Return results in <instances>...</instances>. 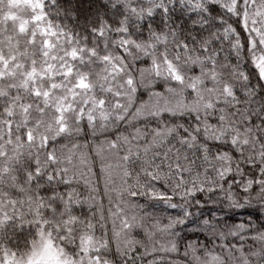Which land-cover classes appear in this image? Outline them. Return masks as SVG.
<instances>
[{
    "label": "snow or ice",
    "instance_id": "snow-or-ice-1",
    "mask_svg": "<svg viewBox=\"0 0 264 264\" xmlns=\"http://www.w3.org/2000/svg\"><path fill=\"white\" fill-rule=\"evenodd\" d=\"M33 3L18 33L31 57L0 54V177L29 205L0 195V233L27 222L32 239L0 246V264H34L54 232L60 264H264V0H109L83 35L53 19L75 9ZM82 66L102 69V83ZM81 137L119 161L99 238L95 213L78 211L99 191L77 177ZM101 171L110 180L111 166Z\"/></svg>",
    "mask_w": 264,
    "mask_h": 264
},
{
    "label": "trees",
    "instance_id": "trees-1",
    "mask_svg": "<svg viewBox=\"0 0 264 264\" xmlns=\"http://www.w3.org/2000/svg\"><path fill=\"white\" fill-rule=\"evenodd\" d=\"M26 0H0V41L1 39H4L6 44L8 41L12 42L10 44V48L14 49L16 54H19L21 56V50L23 51L24 55L31 56L32 52L34 51L33 48H31L28 44L25 43L26 37L19 36L18 33L22 30H18L20 23L24 22V18L30 19L31 11L29 9L28 4L25 2ZM60 3L63 7H71L75 9L76 13L78 14V19H71L69 17H66L61 13L59 17H53L54 21L58 24H64L68 26L69 28L75 29L78 33L81 35L84 34L85 29L93 22H95L97 16H102L105 14H109L108 4L109 0H60ZM27 5V7H26ZM53 12H55V9H52ZM8 12L17 13V16L14 18H10L7 16ZM30 23V20L29 22ZM5 28L7 29V32H5ZM17 45L20 46V49L18 50ZM59 52V50H58ZM84 59H87L85 57ZM40 68L44 70L43 64L40 65ZM39 68V69H40ZM49 71H52V68L50 67L48 69ZM60 68H55L56 72H59ZM78 72H81L85 77H87L89 71H92L96 73V79L93 80V83H102V80L99 79L100 76L103 74L102 69H98L95 67H79L77 68ZM46 81L40 80L39 81V87L41 91L45 88ZM37 120L41 121H47L51 122L52 119H54L51 112L47 113L44 116L35 117ZM45 131V127L42 125L41 132ZM19 134V133H17ZM102 140L103 137H100ZM81 144L80 150L72 149L71 151L76 153L75 156V165L77 168V177L79 178V174L81 172L84 173L83 179L89 180L91 186L97 187L99 189L98 192L92 193V195L95 197V203L96 208L90 211L87 206L83 207L82 209H79V212H82L85 216L90 217L93 213H95L97 217V232L96 235L99 238L101 236V228H100V221H99V215H100V202L103 200V209L105 210V215H107V210L109 209V196L104 192V186L106 180L110 184H114L115 186L120 185V169L117 167L118 164V158L117 156L112 152H105L103 154V159L98 157L96 155V148L95 143L93 142L91 137L87 138V143L89 144L88 148L84 147L85 144V138L81 137L78 141ZM67 143V141H61L60 144H58L56 147L59 149L61 145ZM11 147V146H10ZM65 153H68V149L64 150ZM81 153L84 154V158L82 159ZM28 159V156L25 155L23 158H21V163L26 161ZM111 166V177L109 178L101 171L102 167ZM40 187L43 189L44 192H47L49 190L48 182L46 180L41 182ZM52 187H56L55 185H52ZM25 188H27V185H25ZM60 188H57V191H60ZM78 190L81 192H84V185L81 183L78 186ZM31 191L33 193L37 194V198H39V193L36 188V186H32ZM8 193V197H12L17 199L18 201L22 202V204L18 205L17 211L18 212H24L25 214L29 213V205L27 203L28 199V192L19 191V186L14 184L13 181H11L7 177H0V195ZM8 197H5V202L7 201ZM87 197V193H85V196L83 198ZM111 199L115 202L117 197L115 196V193L111 194ZM47 200V197H45V202ZM43 215V210H42ZM50 221V228L53 230L55 227V223L52 222L51 216L47 217ZM33 217L31 215H27V221H32ZM83 224V221H81V225ZM31 227L33 229H38L36 223H32ZM54 235H57V238H59V234L54 232ZM32 239V233L30 231L29 225L27 222L24 224L23 230L19 228V226H9L7 229V233L3 234L0 233V246H3L4 243L10 244L12 248H23L25 241H30ZM136 239L143 240V233L142 231H138L136 233ZM203 239V238H202ZM67 244V242H65ZM118 264V261H117Z\"/></svg>",
    "mask_w": 264,
    "mask_h": 264
},
{
    "label": "rangeland",
    "instance_id": "rangeland-1",
    "mask_svg": "<svg viewBox=\"0 0 264 264\" xmlns=\"http://www.w3.org/2000/svg\"><path fill=\"white\" fill-rule=\"evenodd\" d=\"M28 6L29 9L31 11V9H33L35 7V4L33 3V0H26L25 1ZM27 7V5H26ZM8 17L10 18H14L15 16H17V13H13V12H8L7 14ZM31 17V14H30ZM29 20L30 19H26L24 18V22L20 23L18 30H24L26 28L29 27ZM10 44L13 45L12 42L8 41V43L6 44L4 39H1L0 41V54H3L6 58L7 57H11L13 54H15L18 58H20L19 54H16L14 49L10 48ZM31 56H29L30 58ZM44 72V70H42L41 68L37 71V76L40 75V73ZM47 76H51L53 74V71H47L46 73H44ZM5 87V85L0 84V88ZM40 229H38L39 232ZM47 231H52V229L50 228V226L48 227ZM53 239L55 240V244L56 246L54 247L52 245L51 242H46V246L37 252V254L35 255V257H33L34 260V264H60L61 261V253L58 251L59 246L61 245V239L57 238V235H54L53 233ZM36 243H39V238L37 235V239H36Z\"/></svg>",
    "mask_w": 264,
    "mask_h": 264
}]
</instances>
